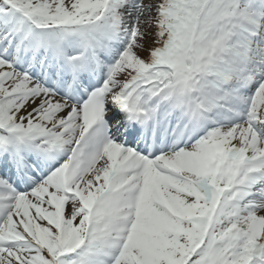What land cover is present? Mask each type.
Masks as SVG:
<instances>
[{
  "label": "snow or ice",
  "instance_id": "obj_1",
  "mask_svg": "<svg viewBox=\"0 0 264 264\" xmlns=\"http://www.w3.org/2000/svg\"><path fill=\"white\" fill-rule=\"evenodd\" d=\"M0 264H264V0H0Z\"/></svg>",
  "mask_w": 264,
  "mask_h": 264
}]
</instances>
